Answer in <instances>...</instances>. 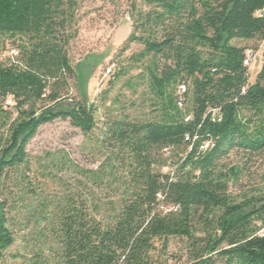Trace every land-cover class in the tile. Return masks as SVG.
<instances>
[{
    "label": "trees",
    "instance_id": "16d2710c",
    "mask_svg": "<svg viewBox=\"0 0 264 264\" xmlns=\"http://www.w3.org/2000/svg\"><path fill=\"white\" fill-rule=\"evenodd\" d=\"M78 6L0 0V258L15 243L6 194L17 190L25 229L43 223L63 264H172V239L185 242L187 264H264V192L231 195L245 168L224 163L236 151L264 154V66L251 84L248 49L233 44L264 40V0L132 5L129 42L144 46L136 61L150 60L161 115L107 124L103 144L126 178L106 212L76 194L52 207L39 194L27 151L38 130L57 120L84 136L97 127L94 104L72 100L64 109L77 77L69 50L79 34ZM167 149L181 155L169 174L155 168L157 152Z\"/></svg>",
    "mask_w": 264,
    "mask_h": 264
},
{
    "label": "rangeland",
    "instance_id": "374dc122",
    "mask_svg": "<svg viewBox=\"0 0 264 264\" xmlns=\"http://www.w3.org/2000/svg\"><path fill=\"white\" fill-rule=\"evenodd\" d=\"M142 2L79 0V34L69 50L77 77L70 82V100L64 109L72 105V100L94 104L97 127L91 135L84 136L69 120H57L42 126L28 145L33 180L41 198L53 202L52 207L65 194H76L88 199L92 209L101 208L106 212L112 202L119 200L120 180L126 178L118 163L119 169L110 161L111 148L103 144L107 124L123 117L143 121L155 120L161 115L155 89L149 82L150 60L136 61L144 46L140 42H129L134 32L131 7ZM233 44L254 51L256 60L250 68V82L254 84L264 66V40H235ZM7 55H15V52L9 51ZM113 63L117 64L114 74L105 77L107 68ZM119 73L123 75L118 77ZM180 156L172 149L157 152L156 170L165 174L173 172ZM224 163L227 170L245 168L240 178L230 183L231 195L240 198L264 192V154L250 159L236 151ZM86 171H93V174L88 176ZM6 195L11 204L7 218L15 243L0 258V264H27L36 257L42 260L41 264H63L53 236L41 231L43 223L25 229L22 216L16 211L19 192L15 190ZM186 250L185 242L172 239L170 252L175 256L172 264H187Z\"/></svg>",
    "mask_w": 264,
    "mask_h": 264
},
{
    "label": "built area",
    "instance_id": "2783aa9c",
    "mask_svg": "<svg viewBox=\"0 0 264 264\" xmlns=\"http://www.w3.org/2000/svg\"><path fill=\"white\" fill-rule=\"evenodd\" d=\"M256 60V57H255V53L254 51L252 50H248L246 52V59H245V65L249 68H252V65L253 63L255 62ZM117 68V64L116 63H113L111 64L107 70H106V73H105V77H110L112 74H114L115 70ZM186 92V87L185 86H182L181 87V90H180V93L181 94H184ZM179 107L180 108H183L184 105L182 102H179Z\"/></svg>",
    "mask_w": 264,
    "mask_h": 264
}]
</instances>
